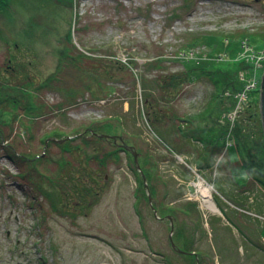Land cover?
Segmentation results:
<instances>
[{
	"label": "rangeland",
	"instance_id": "obj_1",
	"mask_svg": "<svg viewBox=\"0 0 264 264\" xmlns=\"http://www.w3.org/2000/svg\"><path fill=\"white\" fill-rule=\"evenodd\" d=\"M5 2L0 67L11 56L15 73L22 66L32 78L28 90L49 79L34 86L43 113L1 129L16 155L46 150L34 170L48 192L0 145V264H264V177L241 165L234 130L258 92L226 113L252 66L239 62V41L264 48V0ZM227 81L235 87L223 92ZM102 134L131 145L138 167ZM61 135L80 151L62 152ZM85 153L93 158L77 168ZM50 157L67 160L66 173ZM70 170L88 173V205L56 187Z\"/></svg>",
	"mask_w": 264,
	"mask_h": 264
},
{
	"label": "trees",
	"instance_id": "obj_2",
	"mask_svg": "<svg viewBox=\"0 0 264 264\" xmlns=\"http://www.w3.org/2000/svg\"><path fill=\"white\" fill-rule=\"evenodd\" d=\"M8 5L9 4H7L5 0H0V14L2 10L7 8ZM68 38L69 37L67 35V39ZM63 53H65V50L61 54ZM85 56H88V55H85ZM12 60L13 59L11 58V56H9L8 64L5 65V67L4 65L0 67V145L2 146L3 149L7 150V154L9 157H11V159L15 161V158H16L19 163H23L29 166V168L27 167L26 171H22L23 173L21 172V175L26 174L25 175L26 177H31V178L34 177L36 179L35 180L36 186L38 187L40 186L39 188L42 191V193L46 194L48 191L43 186L45 182V180L43 179L44 177L41 175L39 171L34 170L36 168V165L40 163L41 160L44 159L45 156L43 155H46V150L43 149L42 150L43 153L41 152L42 154L20 153L16 155L13 149V145L12 146L7 145L6 140H8L9 137L8 135H5V133L2 130L4 126L11 125L12 121L13 122L15 120L17 121L19 116H23L25 120L29 119L31 121L33 117H37L40 113H43L42 108L44 107L43 103L37 104L34 102V99L38 96L37 94L39 93V92L34 91V86L37 83L34 86H32V90H28L27 86L28 85L31 86L32 78L30 77L29 74L26 73L27 70H25V68H23L22 66H21V70H17V72L15 73L14 71L16 70L15 65L10 64L12 63ZM75 60H73L72 62L69 61L71 62L70 63L71 66L76 67V64L74 63ZM15 61H16V58H15ZM63 65L66 68L67 64H64V63L61 64V67L58 69V72L60 71V69L65 70ZM240 66H241V63H240ZM103 72L106 73L107 70H103ZM57 73L54 75H57ZM54 75H52V78ZM92 78L93 80H96V77H92ZM48 79L49 77L37 85L45 89L46 87H48L46 83ZM97 84H99L98 81H97ZM223 85H224L223 90H226L224 89V87L226 88L228 87L230 89H234L235 87L234 83L231 81L224 82ZM94 88H98V87H94ZM28 91H30L33 94L32 98L30 97L28 98L27 94H24V92L27 93ZM19 106L22 107L21 115L20 113H17V109L20 108ZM243 108H244L242 112L244 113L243 117L240 118V123L239 121H237L235 125V129H234L235 138H236V146L238 148V151H239L238 153L240 155V161L242 163L241 165H243L244 169H248L249 174L253 172L261 177L262 176L264 177V137H263V132H262L261 119H260L259 106H258L257 99L253 100L252 98H249L244 104ZM25 128H26L27 136L31 138L32 128L30 124H26ZM92 131L93 129L88 130L89 133H92ZM83 135H84L83 133H80L79 136H77V138L79 139L83 138ZM50 137L51 136H45L44 141H43V144H45V146L47 145L46 140H48ZM67 137L68 136L66 135L63 136V141L60 143L59 148H61L62 152H67L70 154L72 153L71 155H74L73 152H76L77 154L80 151V147L76 146L75 149H73L71 142L74 139L71 138L72 136L71 137L69 136V138ZM86 143L88 144V141H86ZM85 157L86 158H83L80 156V158H78L77 161L78 162L80 161V163L77 166V168H82L80 167L81 165H83L81 160H85V159L89 160L93 158L88 153H85ZM47 159L52 160V162L57 163L58 166L65 172L67 165H68L67 160L65 162L64 160L60 159V157L58 159H54V157H50ZM70 171L71 173L68 176V182L66 180L65 182H62V183L59 182L56 185V187L61 188L65 192V195H63L64 197L68 198V196H70V197L79 199L78 205L79 204L83 206L88 205L89 203H91V201L89 202L88 199H86L87 195H91L92 197L95 196L92 192V189L89 187L88 182H85L83 180V177L86 178V180L89 178L88 173L84 172L83 174H81V171H80V174H74L72 170ZM34 173H36V175L40 177L41 181L38 180V178H36ZM65 175L67 176V174ZM46 178L48 179L49 182H51L50 178L48 177ZM70 185H71L72 190H69L68 192V190L66 189V186L69 187ZM94 185H95L94 186L95 188L98 187L96 183Z\"/></svg>",
	"mask_w": 264,
	"mask_h": 264
},
{
	"label": "built area",
	"instance_id": "obj_3",
	"mask_svg": "<svg viewBox=\"0 0 264 264\" xmlns=\"http://www.w3.org/2000/svg\"><path fill=\"white\" fill-rule=\"evenodd\" d=\"M241 47L243 48V51H242L243 56L241 58H244V60L249 63L250 62L253 63L254 70L260 67L261 63L264 61V49L258 52H255L251 49V47L249 49V45L245 41L241 42ZM240 79H243V86L240 88V92L236 91L235 93L230 94V96L233 99L234 105H233V109L229 111L228 113H235V112L238 113L239 109L241 108V104L244 100L242 96H247V94L251 90L256 88L257 86V79H256L255 72L252 73L251 76L247 80H245L243 76H241ZM239 94H240V99H239ZM237 99H239V101H237ZM239 105L240 107H238ZM197 182H199L201 185L200 181H197ZM195 183H194V186H195ZM189 184L192 185V183H189ZM195 187H196L195 190L197 191L198 186H195Z\"/></svg>",
	"mask_w": 264,
	"mask_h": 264
},
{
	"label": "water",
	"instance_id": "obj_4",
	"mask_svg": "<svg viewBox=\"0 0 264 264\" xmlns=\"http://www.w3.org/2000/svg\"><path fill=\"white\" fill-rule=\"evenodd\" d=\"M259 93H258V102H259V113H260V119H261V126H262V132L264 137V68L261 75L260 85H259ZM103 136V134L101 135ZM109 135H104V137H108ZM69 138V136L67 137ZM132 154L134 156V161L136 163V157L135 152L132 151ZM174 245V244H172Z\"/></svg>",
	"mask_w": 264,
	"mask_h": 264
},
{
	"label": "bare ground",
	"instance_id": "obj_5",
	"mask_svg": "<svg viewBox=\"0 0 264 264\" xmlns=\"http://www.w3.org/2000/svg\"><path fill=\"white\" fill-rule=\"evenodd\" d=\"M195 186H198L197 191L199 192L201 200L206 204V207L212 212H218L217 207L212 201V196L209 190L206 188H202L199 182H196Z\"/></svg>",
	"mask_w": 264,
	"mask_h": 264
},
{
	"label": "flooded vegetation",
	"instance_id": "obj_6",
	"mask_svg": "<svg viewBox=\"0 0 264 264\" xmlns=\"http://www.w3.org/2000/svg\"><path fill=\"white\" fill-rule=\"evenodd\" d=\"M257 92L259 93V91L257 90ZM258 106H259V102H258ZM117 139H119V141H120V144H118V145H120L121 146V148H122V146H124V149H128V150H130L131 149V145H126V143H124V141L121 139V137H117V138H113V140H114V142L117 140ZM123 149V148H122ZM173 249H174V251H176L177 253H178V257H180V256H183V258H185V257H187V251H185V250H182V249H179V248H177V247H175V245L172 247ZM166 259L164 258V261H165ZM183 260H185L186 261V263L187 264H191L190 262H191V259L189 258V262L187 261V258H185V259H183ZM181 262H182V260H180ZM185 263V264H186ZM169 264V263H168ZM173 264V263H172ZM181 264H183V262L181 263Z\"/></svg>",
	"mask_w": 264,
	"mask_h": 264
}]
</instances>
